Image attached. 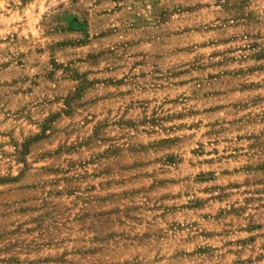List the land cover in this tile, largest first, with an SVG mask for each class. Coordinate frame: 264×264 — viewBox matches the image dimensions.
I'll return each mask as SVG.
<instances>
[{
    "label": "rangeland",
    "instance_id": "rangeland-1",
    "mask_svg": "<svg viewBox=\"0 0 264 264\" xmlns=\"http://www.w3.org/2000/svg\"><path fill=\"white\" fill-rule=\"evenodd\" d=\"M0 264H264V0H0Z\"/></svg>",
    "mask_w": 264,
    "mask_h": 264
}]
</instances>
